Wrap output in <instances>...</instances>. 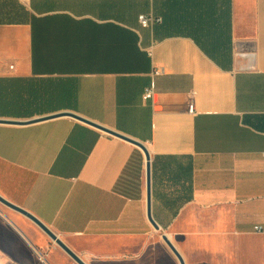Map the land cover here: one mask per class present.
Returning <instances> with one entry per match:
<instances>
[{"label":"crops","instance_id":"obj_1","mask_svg":"<svg viewBox=\"0 0 264 264\" xmlns=\"http://www.w3.org/2000/svg\"><path fill=\"white\" fill-rule=\"evenodd\" d=\"M66 112L150 153L160 230L142 148L69 116L0 123V195L88 264L157 233L186 264H264V0H0V118Z\"/></svg>","mask_w":264,"mask_h":264},{"label":"rangeland","instance_id":"obj_2","mask_svg":"<svg viewBox=\"0 0 264 264\" xmlns=\"http://www.w3.org/2000/svg\"><path fill=\"white\" fill-rule=\"evenodd\" d=\"M15 216L20 215L0 202V264H78L34 222L12 220ZM157 234L162 246L149 249L151 256L132 264H180L162 234Z\"/></svg>","mask_w":264,"mask_h":264},{"label":"water","instance_id":"obj_3","mask_svg":"<svg viewBox=\"0 0 264 264\" xmlns=\"http://www.w3.org/2000/svg\"><path fill=\"white\" fill-rule=\"evenodd\" d=\"M61 116H69L74 119L83 121L87 124H90L92 126H95L104 132H107L111 135L120 137L124 140H127L140 148L143 149L145 152L146 158H147V190H148V207H147V213H148V218L153 225V227L156 230H160L159 225L155 222V220L152 217L151 213V167H150V153L148 148L143 144L142 142H139L133 138H130L128 136H125L123 134H120L118 132H115L113 130H110L108 128H105L91 120H88L86 118H83L82 116H79L78 114H75L73 112H66V113H56V114H51L48 116H43L40 118H36L33 120H26V121H19V120H9V119H2L0 118V123H7V124H29V123H34L42 120H47V119H53ZM0 202L7 206L8 208L21 213L25 217H27L29 220L34 222L39 228H41L57 245H59L74 261H76L78 264H88L78 253H76L66 242H64L53 230H51L47 225H45L41 220H39L36 216L28 212L27 210H24L20 208L19 206L15 205L14 203L10 202L6 198L0 195ZM163 239L169 246V248L173 251V253L176 255L178 258L180 264H186L183 256L180 254V252L177 250V248L174 246V244L171 242L169 237L166 234L162 235Z\"/></svg>","mask_w":264,"mask_h":264},{"label":"built area","instance_id":"obj_4","mask_svg":"<svg viewBox=\"0 0 264 264\" xmlns=\"http://www.w3.org/2000/svg\"><path fill=\"white\" fill-rule=\"evenodd\" d=\"M139 21L143 27H150L153 23H158L161 21V18L151 16V15H146V14H141L139 15ZM154 95V88L153 86H150L146 88L143 98L145 100H149L153 97ZM188 111L191 113H194V105L189 104L188 106Z\"/></svg>","mask_w":264,"mask_h":264}]
</instances>
